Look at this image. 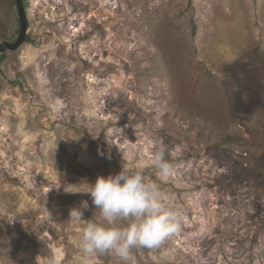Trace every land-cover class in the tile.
Returning <instances> with one entry per match:
<instances>
[{"label": "rangeland", "instance_id": "rangeland-1", "mask_svg": "<svg viewBox=\"0 0 264 264\" xmlns=\"http://www.w3.org/2000/svg\"><path fill=\"white\" fill-rule=\"evenodd\" d=\"M23 1L29 40L0 54V264H76L70 210L103 220L72 192L123 167L183 217L129 264H264V0ZM20 20L0 0V43Z\"/></svg>", "mask_w": 264, "mask_h": 264}, {"label": "clouds", "instance_id": "clouds-1", "mask_svg": "<svg viewBox=\"0 0 264 264\" xmlns=\"http://www.w3.org/2000/svg\"><path fill=\"white\" fill-rule=\"evenodd\" d=\"M153 161L162 176L172 174L173 165L166 159L164 146L154 153ZM88 184L86 191L72 193L90 194L103 223L83 218L84 211L89 208L87 200L70 210L69 217L78 222L86 221L77 242L81 255L76 264H86V258L109 252L129 264L133 249L157 248L182 229L181 212L163 204L159 185L141 170L123 167L116 174L98 175L93 183ZM121 222L126 225L118 226ZM48 264H62V258L53 255Z\"/></svg>", "mask_w": 264, "mask_h": 264}, {"label": "water", "instance_id": "water-1", "mask_svg": "<svg viewBox=\"0 0 264 264\" xmlns=\"http://www.w3.org/2000/svg\"><path fill=\"white\" fill-rule=\"evenodd\" d=\"M19 13H20V21H21V29L19 36L16 41H5L0 43V54L5 53L6 51H14L19 49L25 42L28 34L29 22L27 18V12L25 8V4L23 0H17Z\"/></svg>", "mask_w": 264, "mask_h": 264}, {"label": "trees", "instance_id": "trees-1", "mask_svg": "<svg viewBox=\"0 0 264 264\" xmlns=\"http://www.w3.org/2000/svg\"><path fill=\"white\" fill-rule=\"evenodd\" d=\"M27 41L29 40V37L26 39ZM2 55V54H1ZM3 56V55H2Z\"/></svg>", "mask_w": 264, "mask_h": 264}]
</instances>
